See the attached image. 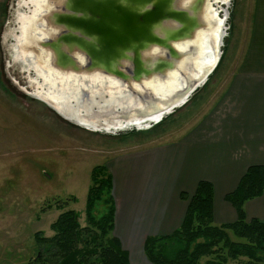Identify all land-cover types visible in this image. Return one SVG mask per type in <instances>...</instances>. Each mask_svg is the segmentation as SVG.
Listing matches in <instances>:
<instances>
[{
  "label": "rangeland",
  "instance_id": "obj_1",
  "mask_svg": "<svg viewBox=\"0 0 264 264\" xmlns=\"http://www.w3.org/2000/svg\"><path fill=\"white\" fill-rule=\"evenodd\" d=\"M208 1L219 18L225 20L224 28L223 24L220 27L224 32H221L224 34L219 52L221 56L214 70L207 73V78L204 77L195 90L197 93L164 120L156 121L152 126L145 125L136 133L120 134L132 126L103 129L99 122H104L105 116L100 105L113 107L116 113H121L125 104L133 109L135 106L141 108V104H154L157 98L177 91L181 85L175 83L171 86L173 74L168 72L176 70L177 64L183 65L189 57L195 62L200 54L197 44H191L194 50L193 47L187 48L176 59L159 54L152 71L146 77L135 79L133 76L135 82L130 79L131 72L119 69L118 77L123 83L119 86L115 77H108L115 84H107V89L102 90L106 92L105 96L96 98L100 104L95 105H89L87 95L91 91L88 88L92 84H99L102 88L99 80L95 83L93 80L104 76L92 73L95 67L91 63L78 70L72 61L68 70L71 69V74L74 71L86 72L81 75L79 86L88 81L83 84L88 93L82 92L83 107H79L80 103L73 98L64 101L68 105L66 107L57 100L63 95L60 82L53 80L48 75L49 69L33 59L32 54L23 52L25 47L33 49L35 46L31 38L43 40L46 37L45 28L35 18L39 17L38 6L45 9L47 0H0V264H27L31 261L39 251L34 233L42 231L47 237L52 236L54 232L50 226L64 210L80 212L81 223L86 225L87 194L95 166L110 167L117 157L129 152L179 143L202 123L212 122L211 111L220 113L226 93L235 92L232 85L240 74L242 57L252 39L255 0ZM22 20L30 37L20 36ZM221 33L213 35L216 39L212 54L208 50L203 54L207 60L208 55H212V65L213 52L216 53L220 41L217 37H221ZM146 61L151 62V57ZM124 66L130 68V62ZM178 77L181 78L180 73ZM185 77L189 80L188 75ZM142 78L143 87L140 88L137 82ZM111 86L117 87L110 90ZM110 96L120 97V105L116 106L115 102L109 104ZM136 112L131 110L130 115L135 118ZM206 129L205 126L203 130ZM73 197H76V202ZM225 202L228 201L225 199ZM59 206H64V210ZM104 210L103 205L98 206L101 214ZM231 235L240 240L233 233ZM206 260L203 258L201 264ZM244 262L240 259L229 264Z\"/></svg>",
  "mask_w": 264,
  "mask_h": 264
},
{
  "label": "crops",
  "instance_id": "obj_2",
  "mask_svg": "<svg viewBox=\"0 0 264 264\" xmlns=\"http://www.w3.org/2000/svg\"><path fill=\"white\" fill-rule=\"evenodd\" d=\"M252 11V39L232 85L235 92L226 93L220 113L211 111L212 122L202 123L179 143L129 152L108 166L116 205L114 234L131 264H151L146 239L181 227L188 209L181 193L194 195L202 180L214 185V222H235L236 211L225 196L250 166L264 165V0H255ZM245 209L248 220L264 221V195Z\"/></svg>",
  "mask_w": 264,
  "mask_h": 264
},
{
  "label": "water",
  "instance_id": "obj_3",
  "mask_svg": "<svg viewBox=\"0 0 264 264\" xmlns=\"http://www.w3.org/2000/svg\"><path fill=\"white\" fill-rule=\"evenodd\" d=\"M138 2V0H50L40 19L47 36L40 40L39 45L36 44L33 49L25 47L23 52L33 53V59H37L40 65L47 69L56 71L59 69L63 73L60 74L61 76L70 73L71 69L68 70L69 65L66 66V62L73 61L72 63L78 66L76 67L79 68L78 70L91 63L95 67L92 73L98 72L105 77H115L122 84L123 81L118 77L119 69L131 72V80L133 76L135 79L146 77V74L152 71L151 68L157 64L156 58L159 54L176 59V56L178 57L183 51L181 46L185 44H188V49L193 47L194 50L191 44H196L198 28L203 29L205 26L200 24H206L203 13L205 0H145L144 4ZM223 33L216 49L218 56L216 63L205 68L200 78H195L191 74V69H185L184 64H177L176 70L171 69L168 73L173 74L175 71L180 73L181 88L164 98H157L154 104H146L144 111L140 109L136 112L135 118L130 115V111L135 110L130 105L121 113H116L112 107V111L104 114L106 119L104 122H99L100 126L103 129H114L131 125V128L141 129L145 125L151 126L156 121L162 120L173 113L179 105L188 102L204 77L207 78V73L214 70L220 60ZM33 41L37 40L33 39ZM48 41L53 43H45ZM59 42H67L68 45L59 49L58 62L54 48ZM147 57H151V62L146 61ZM188 59L194 62L192 57ZM127 61L130 62V68L124 66L127 65ZM59 63L63 66H59ZM158 67L159 64L154 70ZM78 73L86 72L78 71ZM185 74L188 75L189 80ZM143 79L137 82L140 88L143 87ZM87 91L82 88L84 94L88 93ZM101 94L103 98L106 92ZM88 96L90 105L92 97L91 94ZM96 98L100 96L97 95L95 100ZM117 100L120 102V97H117ZM81 101L79 107H83L81 105L84 99ZM49 102L53 103L51 100ZM95 104H100V101ZM102 106L103 110L108 107ZM107 124H111V127L108 128Z\"/></svg>",
  "mask_w": 264,
  "mask_h": 264
},
{
  "label": "trees",
  "instance_id": "obj_4",
  "mask_svg": "<svg viewBox=\"0 0 264 264\" xmlns=\"http://www.w3.org/2000/svg\"><path fill=\"white\" fill-rule=\"evenodd\" d=\"M140 130L134 127L120 134ZM263 194L264 165H252L235 190L225 196L234 207L237 220L217 225L214 223V185L200 181L191 197L181 193V198L188 201L181 227L170 235L146 239V258L151 264H201L203 258H207L204 264H229L240 259L245 260L244 264H264V221L248 220L245 209L246 203ZM72 199L77 201L76 197ZM99 205L105 207L102 214L98 211ZM64 208L59 206L61 210ZM115 218L112 173L108 167L97 165L92 170L87 194L86 225L81 223L80 212L62 211L50 226L52 236L47 237L42 231L34 233L39 251L27 264H131L128 252L114 234ZM231 233L240 240H235Z\"/></svg>",
  "mask_w": 264,
  "mask_h": 264
},
{
  "label": "bare ground",
  "instance_id": "obj_5",
  "mask_svg": "<svg viewBox=\"0 0 264 264\" xmlns=\"http://www.w3.org/2000/svg\"><path fill=\"white\" fill-rule=\"evenodd\" d=\"M138 1H139L138 3H141V4H144V2H145V0H138ZM49 2H50V0H47L45 8H47V6H49ZM205 4H206V6H205V8L203 7V13H204V17H205V20H206L205 22H206L207 26L205 28H203V29H198V33H197L196 40H195V43L197 44V46L199 48V53H200L199 57L196 58L195 62H193L192 60L187 59L185 61V63H184L185 69H191V74L195 78H200V76L202 75L204 69L207 68L208 66L212 65V55L210 57L208 56V60H207L206 57L203 56V54H204L205 50H208V52L211 53V54H212V48L215 50V43H213V42H214V39H216V38H214L213 35L214 34H218V33L220 34L222 32L221 29H220L221 24H224V19L222 20V19L219 18L218 14L212 9V6H211L210 2L208 0H205ZM40 6H38V8H37V13H38L39 17L36 16L35 20H37V19L40 20L41 19V15L43 14L44 9H41ZM22 21L23 22H22V25H21V35L20 36H22V37H26V36L30 37L28 35V33H27V30L23 26L24 20H22ZM28 22L29 23L33 22L32 24L35 23L34 21H28ZM45 36H47L46 32H45ZM220 38L221 37H217V40H220ZM31 39L33 40L34 38H31ZM33 42H35V41H33ZM39 42H40V40H37L35 43L37 45H39ZM185 42H187V40H185ZM62 43L65 46L67 45L66 42H62ZM36 44H34V45H36ZM62 47H63L62 44L59 42L57 44V46L54 48V50L57 53V61L58 62H59V59H60L59 58V49H61ZM187 48H188V44H185L184 46H181V50H186ZM216 49H217V47H216ZM213 53H214L213 54V56H214L213 65H214L216 63V61H217V57L218 56H217V54L215 52H213ZM30 54H32V56L34 57L33 53H30ZM65 65L68 66V65H70V63L66 62ZM59 66L62 67L63 66L62 63H59ZM60 74H63V73H61L59 69L56 71V70H52V69L49 68L48 75L50 77H52L53 80L59 81L60 82L59 83L60 84L59 87H62L61 88V92H62L63 95L62 96L60 95V98H58L57 100L59 102H61V104L63 103V105H65L66 107L68 106L67 103L64 102L66 99L71 100L73 98V99H76L77 102H79L81 104V102H82L81 99H83V97H82V88H83V84L86 83V82L83 81L84 83L82 85H80V86H79V84H80V81H82L81 75H84L85 73H78V72L74 71L72 74L70 73V74L64 75V76H61ZM178 74H179V72L173 73V75H172V77L170 79V85L171 86H174L175 83H176V85L177 84L181 85V83L179 81ZM99 75H102V74H99ZM102 78L103 77H101V76H97V77H94V80H93L94 83L96 82V80H99V82L102 84V88L100 87L99 84L98 85L97 84H92L89 87L90 91H91L90 94H91V97H92L91 98L92 99L91 100V104L92 103L94 104L96 101H98L97 99L95 100V96H97V95L102 96L101 92H102V90L107 89V84L108 83L109 84L110 83L111 84H115V81L108 79V77L104 76V78H103L104 80L103 81H102ZM118 85L120 86L121 83L118 84ZM115 87H117V86H111L110 90L114 89ZM93 89H98V90H100V92L94 91ZM156 90L158 91L157 86H156ZM172 92H174V91H172ZM172 92H170V93H172ZM110 93H113V92H110ZM120 93H123V92H120ZM46 98H48V97H46ZM107 101H108L109 104H112V103L115 102L116 106L120 105V102L117 100L116 96H110V98ZM57 105H58V103H57ZM141 105H142L141 108H139V106H135V110L134 111H140V109H145L146 106H147V105L145 106V104H141ZM81 106H84V105H81ZM100 107L103 108V106H101V105H100ZM128 107H129V105H126V104L124 105V109H126ZM106 109H104L102 115H104V114L108 113L109 111L113 110L109 106L106 107ZM102 117H104V116H102ZM106 126L108 128H110L111 124H107ZM100 127H102V126H100Z\"/></svg>",
  "mask_w": 264,
  "mask_h": 264
}]
</instances>
